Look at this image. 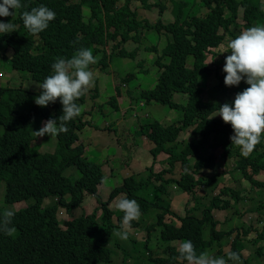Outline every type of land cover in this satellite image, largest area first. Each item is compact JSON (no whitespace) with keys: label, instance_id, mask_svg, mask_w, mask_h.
<instances>
[{"label":"trees","instance_id":"1","mask_svg":"<svg viewBox=\"0 0 264 264\" xmlns=\"http://www.w3.org/2000/svg\"><path fill=\"white\" fill-rule=\"evenodd\" d=\"M131 1L21 0L22 4L28 5L27 9H10L14 11L13 16H7V19L0 17V21L16 25V31L0 34V73L7 78L0 83V129L3 127L0 132V179L5 181L6 205L26 202L25 207L13 210L15 215L12 225L15 226V233L9 236L0 232V264H113L120 252L123 254L120 264H185L187 262L181 261L177 252L178 243L182 240H191L198 254L207 251L212 255L221 253L224 244L229 243V250L238 252L241 256L239 238L234 237L229 241L230 231L215 230L216 222L213 221L211 210L218 206V197H211L204 202L193 198L192 209L188 215L178 217L179 224L166 222L164 217L166 214L176 216L170 209L168 185L172 183L185 192L193 190L195 185L189 184L187 180L189 171L209 162L213 164V154L204 155V149L221 146L228 152L229 145L226 143H231V125L220 118L210 117L222 104L203 99L204 80L210 67L206 62L207 53L210 52V47H219L220 50L223 47V43H220L226 37L235 38L236 34L231 30L237 25L240 7L246 22L243 24L244 28L250 27L252 22L263 25L262 2L188 0L192 5L198 2L206 7L204 15L196 16L183 12V1L170 0L172 19L164 23L162 13L166 9V0H135L138 2L136 7L141 5L143 10L150 11L153 7H158V17L154 22L148 19L149 16L140 18L139 8H130ZM41 4L55 11L56 17L49 22L46 30L31 34L24 27L20 16L22 11ZM84 14H88L86 20ZM141 30L163 31L166 44L155 61L160 69L155 86L141 91L137 98L145 102L143 105L160 103L180 111L182 115L176 123L164 128L157 123L144 124L134 138L123 127L121 139L117 141L118 145H122L123 152L128 145L123 138L129 140L131 137V143L136 144L138 138L144 136L150 143L152 157L150 161H146L149 165L143 169L144 173H137L140 175L137 176L130 170L122 183L113 187L107 200H103L97 194V186L105 177L104 161L102 156L98 158V162L90 160L85 154L88 143L80 142V132L88 124L83 120L85 111L67 122V133L55 136L53 152H40L38 144L32 143L38 139L34 131L42 126V121L61 115L62 105L59 99L46 107L34 104L26 115H17L14 109L32 94V90L25 85L26 80H32L35 87L43 82L41 73L36 68L51 67L57 57L70 58L76 48L81 46L92 49L94 56L100 54L98 64L90 67L99 68L101 63L106 66L111 51L113 55L119 54L124 58L135 56L140 48ZM77 39V44L71 43ZM127 40H133L138 46L127 52L122 47ZM146 49L151 52L157 50L153 44ZM213 55L216 56V53ZM213 60L217 64L222 61L219 57ZM224 76L216 74V83L220 89L227 90L229 86L224 84ZM125 79H129V76ZM238 89L239 87L233 93L236 94ZM121 92L117 95L120 99L125 94L130 97L128 90L124 93L122 88ZM118 93L117 89L116 94ZM175 94L186 96V102L175 101ZM97 95L96 87L92 96ZM117 96H109L107 101L114 110L121 106ZM85 101L86 94L77 103L84 107ZM96 108V112L103 113V104H96ZM89 124L92 125L90 122ZM190 127H193L190 131L192 138L178 140L180 133ZM97 150L102 154V150ZM160 153H164L166 157L158 161ZM116 156L118 157L114 162L117 166L121 165L123 171L126 170L128 162L119 161L122 155ZM124 156L127 160L130 158L126 152ZM260 157L252 154L244 156L238 162L246 178L253 180V175L264 174V158ZM106 160L110 161L108 155ZM157 164L158 170L155 168ZM177 167L178 177L173 178L170 173ZM71 169L72 174L64 173ZM120 193L135 199L141 211L155 214L157 220L147 226V231L156 226L161 227L163 255L155 257L147 244L138 248L133 240L131 250L121 247L119 238L113 232L120 227L123 213L108 207V203ZM86 194L95 197L99 203L94 211L90 214L84 212L78 217L68 215L67 220L60 225L59 210L63 208L68 213L76 209ZM47 197H55L56 202L43 207V201ZM227 204L226 202L225 205ZM6 205H0V213L8 209ZM262 206L264 202L259 207ZM97 210L102 211L99 219ZM158 210L161 212H156ZM209 224V237H205L203 226ZM136 226L138 221H132L131 227ZM257 239L264 240V227L257 233ZM118 247L120 252L116 250ZM257 250L261 255V248ZM151 251L154 257L151 256ZM243 264H246L245 260Z\"/></svg>","mask_w":264,"mask_h":264},{"label":"rangeland","instance_id":"2","mask_svg":"<svg viewBox=\"0 0 264 264\" xmlns=\"http://www.w3.org/2000/svg\"><path fill=\"white\" fill-rule=\"evenodd\" d=\"M155 1L157 0H150V2ZM181 1L186 3L182 8L184 13L202 16L207 11L205 7L201 6V3L195 2V4L192 5V3L188 0ZM261 2L264 9V0H261ZM136 6H138V2L132 0L130 3V8H139L140 18L149 16L148 19L152 22L157 19L159 12L158 7H153L152 10L149 11L143 10V7L141 5H139V7ZM85 9L86 8H83V10ZM172 15V5L170 3V0H166V9L162 13L163 22H169L168 20L172 19ZM87 17L88 14H84L85 20L87 19ZM4 18L7 19V17ZM242 19V11L241 8H239L237 25L233 26V29L231 30L235 31L237 35L243 29L241 27L244 24ZM140 35L142 37L140 41V48L136 52L135 56H126V58H124L119 54L113 55L111 51V55L108 56L107 65L104 66L101 64L99 68L94 69L96 72L94 73V82L86 92V101L83 107L85 116L83 120L87 121L88 124L85 125L84 129H82L79 137L80 142H82L83 144L88 143V146H86L85 149V154L90 160L98 162V158L102 156V159L104 161L103 170H105L106 172L104 177L106 182H101L97 186V194L101 196L103 200H107L113 187L121 184L124 176L129 175L130 170H132L136 175L137 173H144L143 169H146L147 165H149V163H147L146 161H150L152 157L149 151L151 147L150 143L148 144L144 136L138 138V142L136 144L131 143L133 140L131 137H129V140L127 138H123L122 140L128 144L127 147L124 148L123 152L122 145H118L117 142L118 139H121L120 136L123 127L126 128V133L134 138L138 136L137 131H139L140 127L144 124L157 123L162 126V128H164L166 127V125L177 121L178 118H180V116L182 115L180 111L173 110L172 108L160 103L150 102L148 105H143V103L145 102L139 101V99L137 98V95H140L141 91L150 90L154 87L159 75V69L155 61L156 58L161 55V49L166 44L165 33L163 31L157 32L156 30H141ZM132 41L133 40H127L122 44V47H124L127 52L138 46L137 43H133ZM152 44L157 48L156 51L151 52L146 49V47L149 48ZM225 48H221L218 51L219 53L221 52L219 58L227 55L225 52H223ZM106 49L108 50L109 47H106ZM96 57H98L99 61L100 54H98ZM214 57L215 56L207 58L208 62L211 61V65ZM97 63L93 65H96ZM224 63L221 65L220 72H223L222 69ZM214 69L215 67L213 65L210 66V71L212 73L207 74V77L204 80L205 88L203 99H215L222 103L226 101V96L215 83L216 81L213 77ZM127 76H129V79H125ZM3 79L5 80L7 78L0 73V83L3 82ZM32 84V80L25 81V85L28 88L34 86ZM122 84H125V86H121ZM96 87L98 90V95L92 96V94L95 93ZM115 87L117 88L115 89ZM122 88H124L125 90L124 93H126V91L128 90L130 97H126L125 94L121 95L122 99H120V96H117L122 93ZM117 89L119 90L118 94H116ZM109 96H117V100H119L121 104L119 109L114 110V107L107 102L109 100ZM174 100L183 103L186 102V96L176 94L174 95ZM32 101L33 99L30 100V102ZM96 104H103V113L99 111L96 112ZM29 105L30 103L27 104V101L19 102L15 106V114L26 115L30 109ZM216 114L217 112L214 114L216 117L221 118ZM89 122L92 123V125H90ZM192 128L193 127H190L181 132L178 140L183 141L191 139L192 137L189 136V133H191L190 131L192 130ZM1 129H3V127ZM1 131L2 130H0V132ZM55 141V136L50 137L49 135L45 134V136L43 137H38V139L36 138L32 143L33 145L38 144L40 146L38 147V150L40 152H53ZM97 149L102 150L103 155L100 154ZM210 151L211 150H204V155H207ZM125 152L130 157L128 160L124 156ZM212 152L214 154L215 160H219V156L224 158L221 146H216L212 150ZM107 155L108 158H110V161L106 160ZM116 155H122L119 157L121 159L119 161L128 162L126 170L123 171L121 165L117 166V164L114 162L118 157ZM165 157L166 155L164 153H161L157 157V160H162V158L164 159ZM130 159L131 161H129ZM235 160L236 154H234L233 156L232 164L229 165V168H231V170L234 166ZM155 168L156 170H158L159 165H155ZM178 169L179 167H177L175 171L170 173L173 178L178 177ZM72 172L73 169H71L70 171H65L64 173L69 175L72 174ZM231 174V179H229L228 175L226 174L225 178L227 179V181H225L224 185L237 192L239 194V198L235 200L232 194H224L222 197L229 199L232 203V206H235V208L230 207L226 209L225 212H215V209L213 208L211 210V214L212 216H214L215 213L216 218L221 221L220 225L217 226V228L231 232L230 236L228 237L229 241H232L233 237L238 234L240 253H242L243 255L242 259L246 258V264H264V240H258L257 243H252L251 241L256 237L255 232L261 231L264 227V206L259 207L261 202H264V187L255 183H252L250 187V183H248V181L243 182V177L240 173L237 174L236 172H232ZM75 175H77V173ZM262 181L263 179H261V182ZM248 187L250 189H248ZM167 194L168 199L170 200V209L176 214V216H173V214H167L164 217V221L175 222L179 224L180 220L178 219V217L188 215V211L192 209V206L194 204V199L188 192H185L179 186H174L172 183H170L167 187ZM198 194H200V191L197 189V195ZM121 196L125 195L120 193L113 200H111L110 203H108V207L110 210H116L114 201L116 200V198ZM212 196H214V192L211 190L208 191V194L205 197H201V199H204V201H206ZM242 198H244V200H242ZM55 202V197H47L43 201V207L52 205ZM0 205H6V203L4 202V182L2 180H0ZM98 205L99 203L97 202V199L95 197L85 195L80 205L76 209L68 213L63 208L59 210V223L60 225H62L64 221L67 220L68 215L78 217L84 212L86 214H90ZM6 206L10 210H15L20 207H25L26 202L22 201L11 205L8 204ZM156 212H159V210ZM196 214L202 217L201 214ZM101 215L102 211L97 210L98 219ZM231 216L233 217L232 220L229 219ZM156 220L157 218L155 217L154 213L146 214L145 212L141 211L140 218L136 220L138 221V226L130 227L129 229V239L127 241L119 239L122 244L121 247L125 248L128 251L131 250L133 240L134 245L138 248L143 247L144 244H147V246L153 251L154 255L163 253L164 247L160 242L161 227L156 226L149 232L147 231V226L154 224ZM209 232V225L203 226V234L205 237H209ZM259 247L261 248V255L257 253V249ZM223 248V254L214 253V255L218 257L223 256L226 258V253L229 249V243L224 244ZM116 250L117 252H120V247L116 248ZM152 251L151 256L154 257ZM122 256L123 254L122 252H120L117 256V261L113 264H120Z\"/></svg>","mask_w":264,"mask_h":264},{"label":"clouds","instance_id":"3","mask_svg":"<svg viewBox=\"0 0 264 264\" xmlns=\"http://www.w3.org/2000/svg\"><path fill=\"white\" fill-rule=\"evenodd\" d=\"M183 3L186 4L185 2ZM27 7L28 5L22 4L21 0H2V2H0V17L13 16L15 10L27 9ZM240 8L242 11V7ZM10 9L14 11H10ZM186 14L189 15V13ZM55 17V11L43 4L31 7L30 10L22 11L20 16L24 27L31 34H39L46 30L49 26V22L53 21ZM242 20L243 23L246 24L244 19ZM244 26L245 25L241 26L243 29L238 35L235 33V38L233 36L226 37L224 41L220 43H223V49L228 43L223 51L227 55L220 58L222 61L217 64L213 63L214 60H212V65L215 67L213 72L214 80H217L216 74L220 77L225 75L224 84L229 86L227 90L221 89L226 96L225 102L220 103V101L214 99L218 104H222L219 105L216 115H219L221 117L220 119L226 124H230L233 129V134L229 136L231 143H226V145H229L228 152H225L222 148L224 158L220 156L219 160H215L214 158L213 164L209 162L205 166L194 168L187 174L188 183L195 185L193 190L188 191L192 198H198L204 202V199H201V197H205L208 191L211 190L214 192V196L218 197V206L213 207L215 212H225V210L230 207L235 208V206H232L229 199L222 197L224 194H232L235 200L239 198L237 192L224 185L225 181H227L225 178L226 174L229 179H231L232 172H236L237 174L240 173L243 177V182L248 181L250 187L252 183L264 187V174H255L253 175V180H250L242 174L241 166L238 164L241 158L244 156L248 157L252 154L264 158V21L263 25L252 22L250 27L244 28ZM13 31H16V25L11 22L0 21V34L11 33ZM78 42L77 39L71 43L75 45ZM209 49L210 52L207 53V58L215 56L213 53H216L214 58L220 56L221 52H218L219 47H210ZM163 61L167 60L163 59ZM97 62L98 57L93 55L92 49L81 46L76 48L70 58L57 57L49 68L39 69L35 67L41 73V80L43 82L37 84L36 87L32 86L28 88L32 90V94H30L27 104L30 103V108L34 104L46 107L49 103H55L59 99L62 105L61 115L57 118H49L41 122L42 126L37 131H34L36 137H43L45 134L52 137L58 136L60 133H67V122L72 121L83 111V106L78 104L77 100L86 94L89 87L94 82V73H96L94 69L97 67L90 68V65ZM206 62L210 64L211 61L208 62L206 59ZM223 63V72H220ZM212 65L210 64V66ZM210 73L212 72L209 67L208 74ZM217 86L220 89L218 84ZM238 87V92L234 94V90ZM31 99H33L32 102H30ZM214 100L205 101L214 102ZM214 114L210 117L219 118ZM173 123H176V121ZM0 130L3 131V129ZM204 150H211L207 155L213 154V149L211 148H205ZM234 154H236V160L231 170L229 165L232 164ZM261 179H263L262 182ZM0 180L4 182L5 198V181L3 179ZM103 182H106L105 178H102V183ZM197 189L200 191L198 195ZM248 189L250 188L248 187ZM242 200H244V198H242ZM226 202L228 203L227 205H225ZM114 206L123 213V217L120 227L114 230L113 235L123 241H127L130 235L129 229L131 227V222L138 220L141 216L140 205L135 199L121 196L116 198ZM159 212L161 211L159 210ZM189 212L190 211H188V213ZM14 215V211L10 209H6L0 213V232L9 236L15 233V226L12 225ZM212 218L213 221L216 222L215 230H221L217 228L221 221L216 218L215 213ZM229 219L232 220L233 217L231 216ZM209 229H211L210 224ZM255 233L256 237L251 240L252 243L258 242V232ZM234 237H238V234ZM223 249L221 250L222 254L224 253ZM177 252L179 254V259L181 261H186L187 264H243V260L246 261V258L242 259V253L240 256L238 252L230 251L229 249L227 250L226 258L212 255L207 251H202L198 254L191 240L180 241L178 243ZM161 255H163V253L155 255V257Z\"/></svg>","mask_w":264,"mask_h":264}]
</instances>
